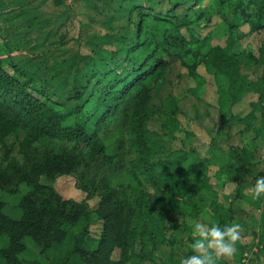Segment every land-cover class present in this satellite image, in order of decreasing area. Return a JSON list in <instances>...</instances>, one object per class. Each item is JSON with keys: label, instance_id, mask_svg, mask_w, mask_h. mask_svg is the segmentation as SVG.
<instances>
[{"label": "trees", "instance_id": "1", "mask_svg": "<svg viewBox=\"0 0 264 264\" xmlns=\"http://www.w3.org/2000/svg\"><path fill=\"white\" fill-rule=\"evenodd\" d=\"M86 4L89 21L99 23L104 33L89 29L82 36L88 53L77 51L47 65L49 78L41 90L35 78L22 77L20 68L10 75L0 58V152L5 149L0 191L14 186L10 192H17L21 184L31 192L19 197L18 219L3 212L0 197V264H145L150 257L146 242L150 240L157 250L159 228L170 222L175 227L186 214L168 203L174 207V200L191 177L202 172L204 163L195 148L171 151L180 102L154 105L158 92L171 84L172 63L179 61L185 76L197 84L202 79L196 69L203 65L222 104L232 105L247 92L257 91L248 71L264 59L242 49L245 34L240 28L264 27V0H212L209 6L201 0H87ZM214 15L221 21L205 37L193 34L186 39L181 34L182 26L191 30ZM222 37H226L223 47L211 44L213 38ZM54 89L59 92L56 101ZM254 115L252 111L245 118L232 116L231 123L248 130L245 122L254 123ZM11 137H20L18 154L26 160V170L10 155ZM42 140L53 146L39 151ZM244 171L252 183L264 175L249 167ZM120 173L128 188L124 205L113 203L112 189L100 191L103 175ZM63 176L74 178L77 189L89 199L97 197V206L64 199L42 182ZM35 195L41 196L38 202ZM25 239L38 248V257L26 256ZM115 247L117 262L110 259Z\"/></svg>", "mask_w": 264, "mask_h": 264}, {"label": "rangeland", "instance_id": "2", "mask_svg": "<svg viewBox=\"0 0 264 264\" xmlns=\"http://www.w3.org/2000/svg\"><path fill=\"white\" fill-rule=\"evenodd\" d=\"M211 1L201 0V3L209 6ZM86 3L87 0H0V58L4 70L11 75L17 74V68H20L24 72L22 77L35 78L36 88L41 90L49 78L45 68L47 65L52 67L56 59L60 61L77 51L88 53L89 48L82 36L89 29L101 33L104 30L99 23L89 21ZM220 21L214 15L191 30L182 26L180 31L186 39L193 34L205 37ZM240 30L245 34L240 41L242 49L248 48L255 57L263 60L264 52L261 54L260 48L264 47V27L252 30L249 24H244ZM225 40L226 37L213 38L211 44L223 47ZM172 67V85L158 92L159 98L154 100V105L162 101L169 103L170 100L180 102L181 113L177 117L176 128L172 130L171 151L195 148L204 163L202 172L193 175L179 199L174 200V207L168 203L171 209L182 210L186 214L181 220L174 221L175 227L170 222L171 225L159 228L157 250H154L150 240L146 242L150 257L145 264H179V259L191 251L193 221L220 223L222 220L240 223L241 239L234 257L227 262L221 260L219 264H264V196L252 198L247 191L252 183L251 175L247 176L244 171V167L252 169L254 174L264 171V146L260 141L263 137L261 132L264 131V63L248 71L249 79L256 83V93L247 92L232 105L221 103L223 99L219 98L218 88L203 65L196 69L202 84L185 76L186 71L179 61H174ZM53 91L56 101L59 92L58 89ZM257 101L258 105L253 106ZM252 111L255 112L254 123L245 122L248 130L239 129L231 123L232 116L245 118ZM19 138H9L7 148L11 151V157L26 170V160L18 154ZM52 144L42 140L37 148L42 151ZM4 152L5 149H2L0 160ZM103 176L101 193L107 188L112 189L113 203L124 205L128 199L124 174ZM42 182L52 186L64 199L87 200L91 208L97 206L98 198L89 199L77 189L72 177L63 176L54 181L42 179ZM146 187L150 193L153 192V189ZM13 189L14 186L2 189L0 197L5 202L3 212L18 219L21 215L17 206L19 197L24 192H31L21 184L17 192L11 193ZM34 198L38 202L41 196L35 195ZM25 244L26 256H39L38 248L29 239H25ZM118 258L119 250L115 247L110 259L117 262Z\"/></svg>", "mask_w": 264, "mask_h": 264}, {"label": "clouds", "instance_id": "3", "mask_svg": "<svg viewBox=\"0 0 264 264\" xmlns=\"http://www.w3.org/2000/svg\"><path fill=\"white\" fill-rule=\"evenodd\" d=\"M247 191L253 199L264 196V175L256 176ZM192 237L191 251L179 259V264H219L221 260L227 262L234 257L241 239V225L193 221Z\"/></svg>", "mask_w": 264, "mask_h": 264}]
</instances>
